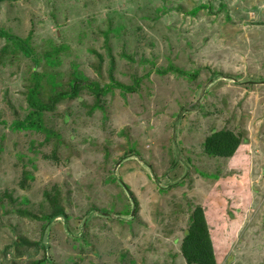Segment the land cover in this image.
<instances>
[{"label": "rangeland", "instance_id": "rangeland-1", "mask_svg": "<svg viewBox=\"0 0 264 264\" xmlns=\"http://www.w3.org/2000/svg\"><path fill=\"white\" fill-rule=\"evenodd\" d=\"M0 29L40 58L0 35V264H188L197 207L216 264H264V0H7ZM35 72L44 100L86 79L56 136L12 128ZM111 74L137 90L84 83Z\"/></svg>", "mask_w": 264, "mask_h": 264}, {"label": "trees", "instance_id": "trees-1", "mask_svg": "<svg viewBox=\"0 0 264 264\" xmlns=\"http://www.w3.org/2000/svg\"><path fill=\"white\" fill-rule=\"evenodd\" d=\"M7 0H0V3ZM0 35L4 36L8 41H11L16 49L21 50L25 55L31 57L35 64L39 63V56L28 43V40L21 39L19 36L0 29ZM51 55V54H50ZM47 54V57H50ZM42 73L35 72L33 74V82L27 93V103L30 111L22 120H17L12 123V128L16 130H34L45 133L49 136H56L55 131L49 129L44 123V115L46 112L55 109L56 105L65 99L73 98L78 94V91L86 79H74L70 82V90L59 91L51 95L48 100L41 97V88L43 82ZM97 96L106 93L108 90L118 88L122 91L135 92L139 85V80H136L132 85H126L110 75V83L101 87L97 82H84ZM243 142L242 135L229 130L221 129L208 135L204 141V151L212 157L230 158L232 157ZM60 214H64V210L56 207L52 214V218ZM51 218V217H50ZM191 224L187 234L183 238L181 251L184 259L188 264H216L215 249L210 233L209 226L204 211L201 207H197L192 216ZM42 261L34 264H41Z\"/></svg>", "mask_w": 264, "mask_h": 264}]
</instances>
